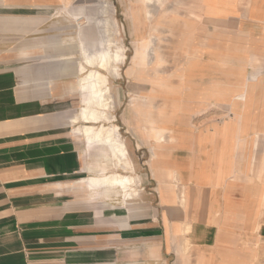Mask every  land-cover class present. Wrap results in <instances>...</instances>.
Instances as JSON below:
<instances>
[{"label":"crops","instance_id":"0c3cea01","mask_svg":"<svg viewBox=\"0 0 264 264\" xmlns=\"http://www.w3.org/2000/svg\"><path fill=\"white\" fill-rule=\"evenodd\" d=\"M61 1L0 0V264H264V0H185L201 19L178 36L186 52L178 75L173 56L169 70L155 71L157 28L141 27L136 10L132 65L120 72L123 54L115 70L101 68L117 40L98 47L84 32L91 4ZM103 4L105 17L116 12ZM156 4L145 0L149 20ZM72 17L76 37L63 39L57 31L75 28ZM13 31L37 36L1 34ZM95 70L121 94L97 124L82 119L81 80ZM124 76L137 88L148 81L131 111ZM86 126L103 137L117 126L111 139L125 143L130 167H107L111 140L89 143L75 130ZM92 170L135 178L140 197L90 189Z\"/></svg>","mask_w":264,"mask_h":264},{"label":"rangeland","instance_id":"374dc122","mask_svg":"<svg viewBox=\"0 0 264 264\" xmlns=\"http://www.w3.org/2000/svg\"><path fill=\"white\" fill-rule=\"evenodd\" d=\"M149 4L158 3L153 7V18L149 20L146 17V5L145 0H108V4L112 6L113 4H117L116 12H108V16L105 17V9L103 7L104 0H62L64 6L68 8H72L73 5L78 6L80 4H83L84 2L91 4L92 6V18L91 20H88L87 28L84 30L86 34L92 39L93 42L98 46L102 47L107 44V41H116V42H110L107 45V49L105 53H110L112 55L114 62L109 64L108 71L115 70V61L118 59L115 56L125 54L127 56L125 62L123 64H120V68L122 73H126V70L128 71L129 67L132 65V61L135 57L136 50L141 49V44L139 42H136L138 40L137 34L135 35V31H132L133 25H132V15L133 10L139 11L141 13V19H140V25L143 28L147 27H155L157 28V31H155L154 36L150 41V57L153 56V58L156 60L155 64V71L157 73L162 72L163 70H169L164 69L165 65L170 62L169 58L172 57V62L175 63L174 70L175 72L179 73L180 66H181V60L185 57L186 52L184 50L183 45L180 43V39L178 38L179 35L182 33L186 34V28L187 24L190 22L198 21L201 19L200 15L197 14L198 11L196 9L192 10L190 13V7L186 3L185 0H146ZM188 9H187V8ZM72 10V9H71ZM148 10V8H147ZM59 20V19H58ZM58 20H55L57 22ZM62 20V19H60ZM73 17L71 20L67 21V25H75L76 27H69L68 30H62L57 31V33L63 34V39L71 40L72 38L76 37V33L79 29L78 22L75 21ZM105 20H108L106 22ZM72 21V22H71ZM106 22V23H105ZM110 22V25H109ZM53 24V22H50L49 25H47L45 28L50 27ZM62 25H66L62 23ZM3 36L5 35L6 40L16 41L17 39L20 40L22 38L32 39L36 38V34L30 33V32H20V31H13L10 33H1ZM50 34V33H49ZM65 34V35H64ZM120 44V45H118ZM123 45V47L121 46ZM119 48L122 49L121 52H119ZM78 50V49H77ZM88 51H91V46L89 44ZM147 51V50H146ZM104 53V54H105ZM103 55V54H102ZM124 57V56H123ZM102 58V56H101ZM170 64H167L166 67H169ZM100 66V65H99ZM102 68V67H101ZM107 70V69H106ZM85 72V71H84ZM145 71L140 70L138 73L140 77L144 74L145 77L147 75V72L143 73ZM129 77V76H128ZM253 77V76H252ZM143 82L141 86H133V81L127 80L124 76V85H120L123 91L124 95V106H128V109L131 111L130 108V102L133 98L139 99L142 96L135 93V91L138 90H147L148 81L146 79L140 80ZM122 81H118V83H121ZM130 82V83H129ZM116 82L113 80L111 81V85H114ZM145 85V86H142ZM135 87V88H134ZM134 88V90L132 89ZM135 95L133 96V94ZM139 97V98H138ZM112 98V97H111ZM109 99V102L114 104V99ZM147 101V99H146ZM115 104L113 105V110L115 109ZM141 106V104L139 105ZM101 109L105 108H97V111L95 114L100 118L101 115ZM132 112L129 114L131 115ZM131 117H129L130 120ZM102 119H105V117H102ZM135 119V118H134ZM100 120V119H99ZM90 122L93 124H97L99 122ZM109 122L106 124L109 126ZM143 123H140L142 126ZM128 125H131L130 122ZM117 127V126H115ZM96 128V127H95ZM97 129V128H96ZM118 129V127H117ZM116 132V131H115ZM110 134L114 135V131ZM122 144H125L122 142ZM125 158L127 161H130V158L128 155H125ZM131 165V161H130ZM127 166L128 167H130ZM125 176V175H124ZM130 177V176H127ZM133 178V177H132ZM135 179V178H134Z\"/></svg>","mask_w":264,"mask_h":264},{"label":"bare ground","instance_id":"6f19581e","mask_svg":"<svg viewBox=\"0 0 264 264\" xmlns=\"http://www.w3.org/2000/svg\"><path fill=\"white\" fill-rule=\"evenodd\" d=\"M150 2L151 1H149V3ZM62 11H64V10H62ZM61 49L63 51L64 50L76 51L77 49L79 50V46L76 43H65L64 46L61 47ZM120 50L122 51L121 48H119V52H121ZM115 57L119 59L121 57V55H118V52H117V55ZM112 62H114L112 55H110V53H105L102 55V58H101L99 65L103 69L108 70L109 64ZM91 63L92 62H90V65H91ZM81 65H82V67L81 66L80 67L82 69V72L86 71V65L83 63ZM160 73H162V72H160ZM153 74L155 75L156 73H153ZM109 83H110V81L107 78V76L104 75L103 73H101L99 70H95L91 73L89 72V74L81 80V87H82V90H83L84 95H85V100L83 101L84 102V109L82 111V119L85 120L86 123H90V122L95 123L100 119L95 114V112L97 111V108H106L109 105V104L107 105V102H109V97L110 98L112 97L111 99H114L113 96L116 95L119 99V96L121 95L120 91H118L116 89V87L109 85ZM110 102H111V100H110ZM138 113H140V112H138ZM77 122H78V120L76 118L74 120V123H77ZM75 130H76L77 134H82V135L86 136L89 143H92L95 140L101 142L100 139L104 135L102 133H105V132H102V130H101V132H102L101 133L99 130H97L95 128V126H86V127H82V128L78 127ZM117 130H118L117 127H114L113 131L115 132ZM152 131L155 133V137L157 138V141L163 142L164 140H166L165 139V132L166 131L159 129L157 126H155V128H153ZM108 134H110V133L108 132ZM108 134H106L104 137L107 136L108 139L111 140L109 142V144H110V147H112V151H114L115 155H106L107 156V158H106L107 167H109L110 164L112 165L113 160L118 161L121 165H124L125 167L129 166L130 161H127V159L125 158V155H128V150L126 148V145L113 141L114 139H111L112 134H110V135H108ZM104 137L102 138V141L105 140ZM103 142H105V141H103ZM120 156L122 157V159L120 158ZM102 169H103L102 172H106L105 168H102ZM107 170H108V168H107ZM91 173L93 175L89 178V180L86 181V182H88L90 189L100 188V187L113 188V189L119 188L124 193L125 201L126 200H132V199L134 200V198L138 199L141 195L139 189H137V187H136L137 180L132 178V177L122 176L121 174H116V173H111V174L105 173V174L100 175L97 170H92ZM176 179H179L178 176ZM83 181H85V180H83ZM176 181L178 182V180H176ZM180 193H179V196L181 195ZM182 198H183V196H182ZM180 199L181 198L179 197V202H180ZM186 227H187V225H186ZM184 228H185V226H184ZM189 230H190L189 228H186L185 233H188Z\"/></svg>","mask_w":264,"mask_h":264}]
</instances>
